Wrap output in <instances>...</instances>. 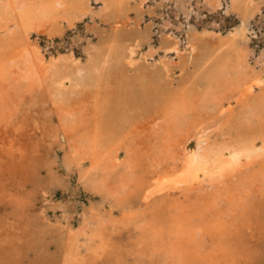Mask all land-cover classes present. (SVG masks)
Listing matches in <instances>:
<instances>
[{
    "label": "bare ground",
    "instance_id": "1",
    "mask_svg": "<svg viewBox=\"0 0 264 264\" xmlns=\"http://www.w3.org/2000/svg\"><path fill=\"white\" fill-rule=\"evenodd\" d=\"M225 5L238 21L221 37ZM164 9L185 23L191 10L200 29L179 24L182 40L163 23L145 52L147 27L120 37L130 14L138 26ZM262 10L264 0H0V264H25L42 242L27 211L56 183L60 135L63 164L90 168L101 202L75 225H40L57 256L26 264H264V48L250 46ZM67 31L71 51L47 55L41 36ZM170 56L182 74L191 66L177 84Z\"/></svg>",
    "mask_w": 264,
    "mask_h": 264
},
{
    "label": "rangeland",
    "instance_id": "2",
    "mask_svg": "<svg viewBox=\"0 0 264 264\" xmlns=\"http://www.w3.org/2000/svg\"><path fill=\"white\" fill-rule=\"evenodd\" d=\"M225 11H226V13L223 14ZM187 12L189 14V16L187 18V23H185L181 17L179 18L178 21L173 20L174 19L173 15L164 9L161 11L162 17L160 19L154 18L152 20H149L148 17H143V20L139 21L138 26H136L137 19L134 17L135 15L130 14L129 19H128L129 24H127L123 28V30H119L118 33L122 32V35L120 33V37H125V36H129L130 32L137 33L138 27L140 28L141 31H143V29L145 27H147V29L150 31L152 40H151V43H146V42L142 43V45L140 47V51L145 52V51H147V49L149 47L155 48V50H156L157 49L156 38L158 36V33H159L158 31L160 29V26L163 23L172 25L174 28L173 29L174 35H179V36L181 34L183 35L185 32V31H183L181 34H179L177 32L176 27L179 24L182 25L184 27V29H185V27H188V26L193 25V24L196 25V27L200 29V23L196 24V22H194V18L191 15L192 11L191 10L189 11V9H188ZM221 13L223 14L222 19H219V18L214 19L215 24L217 23L216 24L217 27L215 28V31H217V33L216 32H214V33L219 34L221 37H223V36H227L232 31L235 30V26L237 24L238 19L236 16L233 17V13L230 12V10L226 7V5L222 8ZM131 17H132V19H131ZM249 18H250V16H249ZM252 20H253V22L255 21L253 24H256L258 27H260V28H256L257 39L253 38L250 42V46L254 50V56H257L258 53L261 51V49L264 48V37L263 38L260 37V36H264V10H262V12L260 14L255 13V17ZM131 21H132V23H131ZM211 21H213V20H211ZM130 23H131V25H130ZM246 24L250 25V24H252V21H250L249 23H246ZM246 24H244V25L247 26ZM134 28H135V31L133 32ZM123 32H124V34H123ZM80 33H82V32H80ZM68 34H70L69 31H67L65 34L66 36H63L62 38L57 37L59 35H55L53 44H49L47 42V37L41 36V38H42V39L40 38L41 48H43V50L45 51V53L47 55H49L51 52H56V51L63 52V53L71 51L70 48H73V46L70 43L71 38L68 36ZM182 35H181V38L183 40ZM87 37H89L91 45H94V43H95V45L97 44L96 46L100 45L97 43L98 38L96 37V35L91 34V35H88ZM83 48H84V46L80 45L79 47H75L72 50V52L76 55V57H82ZM153 50L154 49H152V51ZM158 51H160V50H158ZM153 57L154 58L147 57L148 58V60L146 61L147 64H145V62L141 63L142 61H144L142 58L140 60L141 64L139 63V67H147L148 65H151V64H154V65L157 64V62H158L157 58L159 57V54L155 53ZM168 59L170 61V65H172V66L175 65L174 69L176 72L173 75V78H174L173 81L175 82V84H177V82L179 80H181L180 78L188 76V74H187L188 70H189V72L192 71L191 66L187 65L186 70H185L186 73L182 74L180 72V68L177 67L176 65H178L180 63V61L183 60V58H181V56L180 57L179 56H173V57L170 56V57H168ZM148 68H150V67H148ZM256 69L261 70L260 66H258V67L256 66ZM262 71L264 73V70H262ZM263 80H264V78H263ZM111 81H110L111 83L109 84L108 90H113L112 92L116 93V91L118 90L119 81H118V79L117 80L112 79ZM34 104H35L34 101L27 100L26 105H34ZM55 120H56V116H54L53 121L56 122ZM59 139H60L59 143L56 144V147H55V158H54L55 164L53 167V169L55 171L54 175L57 179L56 183L50 185L48 192H45L44 195L40 191L33 193L31 201H30L31 204L28 207V211H27L28 221L31 222V224H30L31 227L29 225V230L31 232L35 231L37 234H39L42 242L40 244L36 245V248H35L36 252H34V253L32 251L29 252L28 249L25 248V250L27 249V252L25 251V253H24V256H26L25 264L28 263L27 261L30 260V257H35L40 261H48L50 259L56 258V256H57V252H58L57 247L53 243L50 242V236L51 235L48 232L49 230L45 231V232H40V228L42 226L48 225V228H53L56 230V225L59 226V224L62 225V224L67 223L66 222L67 220H65V217L68 218L70 223H73L75 225L78 223V218H79V214L81 211H83V210L87 211V214H88V213H90L89 212L90 206L96 207V205L101 202L100 201L101 198H100L99 194L94 192L93 190H91V186H92L91 181L92 180H90V178L93 177V176H91L93 171L90 170V168H84L85 169L84 171H79L75 166H73L72 168L71 167L67 168L63 164L64 156L68 152L67 138H63L60 135ZM52 157H54V156H52ZM118 174L119 173H115V174L112 173V175L109 178V184L110 185H114L116 183L115 180L117 179ZM91 203L93 205H91ZM106 208L107 207H104L103 209L105 210ZM6 211H7V206L4 205L3 203H0V215H3L4 213H6ZM115 214H118V211H115ZM34 217H35V219H34ZM32 223H34V225ZM53 224H55V227ZM40 225H42V226L39 228ZM56 231H58V230H56Z\"/></svg>",
    "mask_w": 264,
    "mask_h": 264
}]
</instances>
